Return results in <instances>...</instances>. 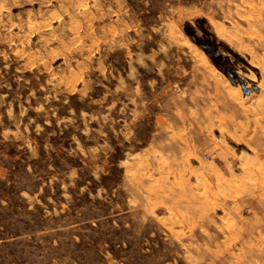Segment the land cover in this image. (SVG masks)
Masks as SVG:
<instances>
[{"label":"rangeland","instance_id":"374dc122","mask_svg":"<svg viewBox=\"0 0 264 264\" xmlns=\"http://www.w3.org/2000/svg\"><path fill=\"white\" fill-rule=\"evenodd\" d=\"M0 264H264V0H0Z\"/></svg>","mask_w":264,"mask_h":264},{"label":"water","instance_id":"95a60500","mask_svg":"<svg viewBox=\"0 0 264 264\" xmlns=\"http://www.w3.org/2000/svg\"><path fill=\"white\" fill-rule=\"evenodd\" d=\"M197 44L203 49L206 51V53L208 54V51H207V48L204 44L200 43V42H197Z\"/></svg>","mask_w":264,"mask_h":264},{"label":"flooded vegetation","instance_id":"af4514ba","mask_svg":"<svg viewBox=\"0 0 264 264\" xmlns=\"http://www.w3.org/2000/svg\"><path fill=\"white\" fill-rule=\"evenodd\" d=\"M204 45H205L206 47H208V48L211 47V44H210L209 40H205Z\"/></svg>","mask_w":264,"mask_h":264},{"label":"bare ground","instance_id":"6f19581e","mask_svg":"<svg viewBox=\"0 0 264 264\" xmlns=\"http://www.w3.org/2000/svg\"><path fill=\"white\" fill-rule=\"evenodd\" d=\"M248 86V85H247Z\"/></svg>","mask_w":264,"mask_h":264}]
</instances>
